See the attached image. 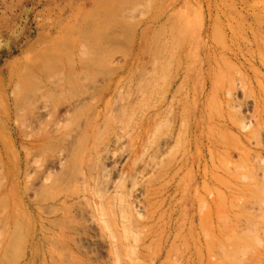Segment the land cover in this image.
<instances>
[{"label":"rangeland","instance_id":"1","mask_svg":"<svg viewBox=\"0 0 264 264\" xmlns=\"http://www.w3.org/2000/svg\"><path fill=\"white\" fill-rule=\"evenodd\" d=\"M0 264H264V0H0Z\"/></svg>","mask_w":264,"mask_h":264}]
</instances>
